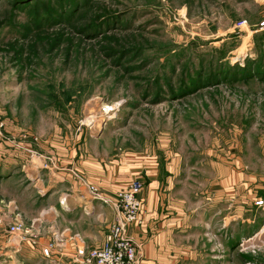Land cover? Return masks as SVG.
I'll return each instance as SVG.
<instances>
[{
  "label": "rangeland",
  "instance_id": "obj_1",
  "mask_svg": "<svg viewBox=\"0 0 264 264\" xmlns=\"http://www.w3.org/2000/svg\"><path fill=\"white\" fill-rule=\"evenodd\" d=\"M263 21L264 0H0L7 136L97 138L108 160L157 156L193 219L188 264H264V235L248 243L264 206L257 226H240L234 201L210 198L237 157L264 178ZM14 183L0 186V264H48L29 235L7 234Z\"/></svg>",
  "mask_w": 264,
  "mask_h": 264
},
{
  "label": "crops",
  "instance_id": "obj_2",
  "mask_svg": "<svg viewBox=\"0 0 264 264\" xmlns=\"http://www.w3.org/2000/svg\"><path fill=\"white\" fill-rule=\"evenodd\" d=\"M9 137L14 140L0 144V186L15 182L17 192L21 193L16 195V208L28 226L34 223L38 235L36 245L25 243L34 259L42 258L48 264H77L75 234L82 235L89 247H100L115 222L116 212L94 200L84 182L97 186L106 198L116 200L119 192L133 181L144 185L139 194L141 223L129 230L138 245L140 264H188L195 259L194 247L189 243L193 219L188 207L164 188L163 175L169 174L171 168L168 165L162 169L157 156L108 160L93 147L97 138L93 142L75 138L24 143L17 140L16 134ZM18 143L22 149L15 146ZM32 150L39 156L31 158ZM247 169L239 157L233 167L221 164L219 188L211 192L210 198L218 199L219 203L234 201L236 225L257 226L253 213L261 209L255 202L264 200V178ZM263 224L247 238L248 243L264 235L260 234ZM56 237L64 244L53 251L51 259H46L42 249ZM214 259L217 261L214 263L225 264L221 258Z\"/></svg>",
  "mask_w": 264,
  "mask_h": 264
},
{
  "label": "built area",
  "instance_id": "obj_3",
  "mask_svg": "<svg viewBox=\"0 0 264 264\" xmlns=\"http://www.w3.org/2000/svg\"><path fill=\"white\" fill-rule=\"evenodd\" d=\"M245 22H242L244 24ZM264 27V21L261 23ZM7 122L0 113V144L7 141H13L7 131ZM18 149H22L20 144H15ZM31 158L39 156L36 151H29ZM48 161H52L48 158ZM84 185L90 191L94 200L99 201L102 205L112 207L116 212L115 222L110 226L109 232L104 243L100 247H89L80 234H75L73 240L76 242L75 262L77 264H140V254L138 245L130 236L129 230L132 225L141 223L142 202L139 194L143 190V183L133 181L129 186L119 192L116 200L106 198L97 186L87 184ZM255 206H264V200L259 199L255 202ZM16 213L12 217V222L8 224L7 234L18 238L25 239L29 235L33 243L38 238L34 231V223L28 226L24 217L16 208ZM4 222L0 220V224ZM64 241L59 237L51 240L45 248L42 249L46 259H51L53 251L63 246Z\"/></svg>",
  "mask_w": 264,
  "mask_h": 264
},
{
  "label": "trees",
  "instance_id": "obj_4",
  "mask_svg": "<svg viewBox=\"0 0 264 264\" xmlns=\"http://www.w3.org/2000/svg\"><path fill=\"white\" fill-rule=\"evenodd\" d=\"M251 64H252L251 65L252 66L251 68L253 69V64H255V63L252 62ZM257 76H259V74H256V75L252 76L251 79H253V78L257 77ZM260 76H261V78H263L262 81H264V73L263 74H260Z\"/></svg>",
  "mask_w": 264,
  "mask_h": 264
},
{
  "label": "bare ground",
  "instance_id": "obj_5",
  "mask_svg": "<svg viewBox=\"0 0 264 264\" xmlns=\"http://www.w3.org/2000/svg\"><path fill=\"white\" fill-rule=\"evenodd\" d=\"M264 233V229H263V231H261V233L260 234H263ZM259 236V235H258ZM255 237V236H254ZM257 238V237H256ZM253 240H254V238H253Z\"/></svg>",
  "mask_w": 264,
  "mask_h": 264
}]
</instances>
